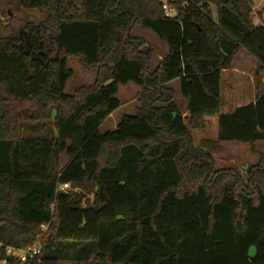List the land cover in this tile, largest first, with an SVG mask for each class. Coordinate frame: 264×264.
Segmentation results:
<instances>
[{"label": "trees", "instance_id": "16d2710c", "mask_svg": "<svg viewBox=\"0 0 264 264\" xmlns=\"http://www.w3.org/2000/svg\"><path fill=\"white\" fill-rule=\"evenodd\" d=\"M20 5L48 18L23 27L25 47L18 34L0 38V262L17 264L6 248L39 242L42 254L26 264H58L65 247L85 264H264V155L246 181L234 169L215 171L212 158L216 143L248 145L253 154L264 143L259 82L253 103L220 113L221 73L239 51L255 59L256 78L264 75V25L252 24L249 0ZM136 26L167 47L152 72L150 52L131 36ZM68 58L96 71L71 95ZM128 84L142 89L140 108L101 134ZM209 117L215 143L194 146L189 130L203 131ZM23 123L52 128L24 137ZM65 184L92 200L82 206L77 194L57 190Z\"/></svg>", "mask_w": 264, "mask_h": 264}, {"label": "rangeland", "instance_id": "374dc122", "mask_svg": "<svg viewBox=\"0 0 264 264\" xmlns=\"http://www.w3.org/2000/svg\"><path fill=\"white\" fill-rule=\"evenodd\" d=\"M163 3H165V0H163ZM249 3L252 24L256 26L264 25V1L249 0ZM47 18L48 14L46 11L22 8L20 0H0V38L7 37L10 34H18L22 40V46L25 47L27 37L23 33V27L26 24L37 25L47 20ZM131 36L140 39L144 44L143 50L150 52L149 69L152 72L166 56V45L159 41L153 32L138 26L132 29ZM66 66L72 72V76L66 82L64 89L65 95H71L78 87L91 85L96 78V71H85L75 58H68ZM255 67V59L241 50L236 54L234 60V68L237 69V72L232 70V66L230 70L223 71L221 75L220 113L225 114L237 106L246 104L253 97L257 82L260 85L264 83V75L261 78L259 77V79L255 77ZM168 87L172 89L174 105L179 113L184 116L186 114V102L180 95L178 81L168 84ZM141 95L142 89L135 85L128 84L127 86H120L116 98L121 103V106L103 122L99 132L102 134L113 130L114 126L120 122L122 117L134 115L136 110L141 106ZM51 128V124L23 123L20 127V132L24 137H42L46 136V132ZM189 131L194 146H198L202 140L215 143L217 135L216 118H206L203 131H194L191 129ZM216 144L218 150L212 153L214 170L227 171L234 169L243 181H246V175L249 169L256 166L260 160V156L264 155V143L262 142H258L255 145V154L250 151L248 145L233 142ZM65 163L66 158L62 156L60 164L64 165ZM72 193L77 194L76 200L81 202L82 206H84L86 199L92 200V195L84 196L78 189H73ZM253 253L254 249L251 248L250 255H253ZM58 255V264H85L76 259L78 258L77 254L71 248L65 247L60 249Z\"/></svg>", "mask_w": 264, "mask_h": 264}, {"label": "built area", "instance_id": "2783aa9c", "mask_svg": "<svg viewBox=\"0 0 264 264\" xmlns=\"http://www.w3.org/2000/svg\"><path fill=\"white\" fill-rule=\"evenodd\" d=\"M260 1H264V0H260ZM162 9L166 17H173L175 14L170 8L167 7L166 4L162 6ZM57 190L64 193H68L72 191L68 184L59 186ZM40 251L41 249L39 242H36L32 247H29L25 250L6 248L5 255L14 262H16L17 264H26L34 257H37L40 254ZM0 264H6V262L3 261L0 262Z\"/></svg>", "mask_w": 264, "mask_h": 264}, {"label": "crops", "instance_id": "0c3cea01", "mask_svg": "<svg viewBox=\"0 0 264 264\" xmlns=\"http://www.w3.org/2000/svg\"><path fill=\"white\" fill-rule=\"evenodd\" d=\"M234 60H235V58H234ZM234 60H233V62H232V70L234 71V72H237V69H235L234 68ZM256 68V67H255ZM223 74V72L221 73V75ZM222 78V77H221ZM174 82V81H173ZM222 86V85H221ZM263 86H264V83L262 84V85H260L259 86V92L260 93H262V94H264V89H263ZM257 87V86H256ZM255 95H256V88H255V92H254V95H253V97L251 98V99H249V101L246 103V104H244V105H247V104H250V103H253L254 102V100H255ZM220 97H221V92H220ZM244 105H242V106H244ZM238 107H241V106H237L236 108H238ZM234 110V109H233ZM233 110H231V111H233ZM231 111H228V112H231ZM227 112V113H228ZM186 114H184V116H185ZM111 116V115H110ZM183 116V115H182ZM183 116V117H184ZM109 118V117H108ZM107 120V119H106ZM105 120V121H106ZM103 124V123H102ZM115 127H116V125L114 126V128L113 129H115Z\"/></svg>", "mask_w": 264, "mask_h": 264}, {"label": "water", "instance_id": "95a60500", "mask_svg": "<svg viewBox=\"0 0 264 264\" xmlns=\"http://www.w3.org/2000/svg\"><path fill=\"white\" fill-rule=\"evenodd\" d=\"M77 201V200H76Z\"/></svg>", "mask_w": 264, "mask_h": 264}]
</instances>
